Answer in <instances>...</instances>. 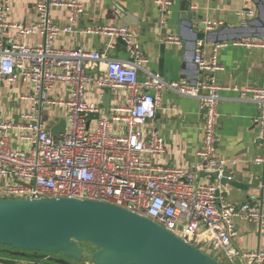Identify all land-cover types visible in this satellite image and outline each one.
<instances>
[{"label":"built area","instance_id":"built-area-1","mask_svg":"<svg viewBox=\"0 0 264 264\" xmlns=\"http://www.w3.org/2000/svg\"><path fill=\"white\" fill-rule=\"evenodd\" d=\"M156 2L161 26L166 27L174 2ZM52 8L68 11L67 25L60 26L52 18ZM85 9L80 0H36V20L27 24L11 22V5L0 2V94L5 82L30 88L21 96L28 105L18 118L7 117L0 105V198L70 197L108 202L150 218L223 264H264V249L241 252L232 244L237 235L236 219L257 222L264 228V87H247L240 95L260 109L254 123L263 153L253 162L262 167L261 195L249 202L228 203L221 194L228 160L216 154L224 87L213 72L224 69L218 64L217 51L229 42L216 44L210 61L206 59V43L198 42L194 60L202 76L206 75L197 84L184 79L167 81L147 68L149 57L126 23L91 26L86 32L103 34L107 48H114L121 38L130 54L128 59L111 58L81 46H56L59 35L75 32ZM237 13L245 18L255 16L250 8ZM223 24V20L203 21L207 32ZM12 29L19 36H39L41 41L4 43ZM166 42L181 44V39L172 34ZM233 44L264 47V41ZM97 64L105 68L90 73ZM57 86H70L68 96L54 97ZM103 89L127 92L109 113L87 97L89 90ZM166 89L201 102L203 142L190 170L152 160L165 153V138L158 130L145 137L147 123L162 107ZM62 106L67 113V131L56 137L44 110ZM200 174L218 177L215 182H199ZM14 264L42 263L16 259Z\"/></svg>","mask_w":264,"mask_h":264},{"label":"crops","instance_id":"crops-1","mask_svg":"<svg viewBox=\"0 0 264 264\" xmlns=\"http://www.w3.org/2000/svg\"><path fill=\"white\" fill-rule=\"evenodd\" d=\"M85 5V13L81 15L72 34H61L56 39V46L62 48L85 47L105 52L108 57L128 59L126 47L115 42L114 48H107L106 37L100 33L86 32L88 27L112 23H126L135 32L136 40L141 44L149 57L147 68L159 72L160 48L166 43L162 77L167 81L184 79L191 84H197L202 76L195 63L198 42L196 31H201L205 19L223 20L224 24L212 31H205L204 42L207 45L206 59L211 60L215 45L229 42L226 47L217 51L218 64L224 69L214 71L218 83L224 87L223 99L220 102L221 117L217 126L218 144L216 154L228 160L227 167L236 176H241V183L247 187L232 185L222 186V196L228 203H244L256 200L261 195L260 185L263 181L262 167L253 160L262 155L263 149L258 144L259 129L254 118L259 114L257 104L240 97L241 90L247 87H264V47L235 45L234 41L252 42L264 41V0H187L191 10L196 14L192 21L182 19V4L184 0H173L168 12V25L161 26V13L156 0H80ZM11 5L9 19L11 22L31 23L36 20V0H0ZM244 8L255 10V16L241 17L238 11ZM52 18L60 25L68 24L66 9L52 8ZM200 16L203 18L200 19ZM195 29V30H194ZM180 37L181 44L166 42L169 35ZM9 41H24L35 44L41 41L39 36H19L11 30L9 36L3 38ZM103 65H95L90 73L100 72ZM144 73L140 72L143 79ZM237 88V89H234ZM25 84L3 83L0 94V105L9 118H18L26 109L28 101L21 96L29 92ZM70 86H57L54 97L68 96ZM110 89L100 91L89 90L88 100L98 102L104 113H109L114 103L122 101L127 92L124 89L111 91L110 106L104 105L103 97ZM49 117L52 129L61 118H66V109L52 107L44 110ZM203 109L197 98L182 96L171 90H164L162 107L156 117L148 121L145 137L158 130L165 138L166 151L163 155L151 158L155 162L167 165H179L193 169L196 162V150L203 142ZM119 127V126H117ZM147 158H150L148 156ZM235 161L233 164L231 161ZM199 182H215L216 178L209 174H200ZM237 235L232 238V244L239 251L264 249V228L257 222L236 219ZM205 234L204 239L207 240ZM14 257L8 250H0V263L12 264ZM247 264V262H241Z\"/></svg>","mask_w":264,"mask_h":264},{"label":"water","instance_id":"water-1","mask_svg":"<svg viewBox=\"0 0 264 264\" xmlns=\"http://www.w3.org/2000/svg\"><path fill=\"white\" fill-rule=\"evenodd\" d=\"M182 11V19L193 28L196 14L187 0ZM200 27L197 40H204L205 27ZM118 42L125 46L121 38ZM165 51L163 43L160 75ZM103 100L109 107L111 91ZM66 131V118L51 129L56 137ZM230 177L227 169L222 184L247 187L240 182L241 176ZM0 243L16 251H9L11 254L56 264H223L146 216L108 202L70 197L0 198ZM85 244L95 249L88 252ZM86 258L90 261L84 263Z\"/></svg>","mask_w":264,"mask_h":264},{"label":"rangeland","instance_id":"rangeland-1","mask_svg":"<svg viewBox=\"0 0 264 264\" xmlns=\"http://www.w3.org/2000/svg\"><path fill=\"white\" fill-rule=\"evenodd\" d=\"M87 246L88 252H91L92 250H94V247L89 245V244H85ZM8 250V251H14L16 252L14 249H12L10 246H6L0 243V250ZM10 256L14 257V259H27L29 261H34V262H38V263H42V264H56L52 261H49L48 259L45 258H41V259H36V258H25L23 256H18L16 254H11Z\"/></svg>","mask_w":264,"mask_h":264},{"label":"trees","instance_id":"trees-1","mask_svg":"<svg viewBox=\"0 0 264 264\" xmlns=\"http://www.w3.org/2000/svg\"><path fill=\"white\" fill-rule=\"evenodd\" d=\"M95 249V248H94ZM14 260H16V259H12V264H14ZM88 261H90L88 258H86L83 262L84 263H87Z\"/></svg>","mask_w":264,"mask_h":264}]
</instances>
